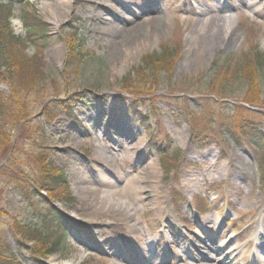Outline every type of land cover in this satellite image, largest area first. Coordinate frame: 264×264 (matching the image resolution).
Segmentation results:
<instances>
[{"label":"rangeland","instance_id":"1","mask_svg":"<svg viewBox=\"0 0 264 264\" xmlns=\"http://www.w3.org/2000/svg\"><path fill=\"white\" fill-rule=\"evenodd\" d=\"M125 1L139 0H7L14 12L8 20L0 19V37L7 44V52L0 53V71L7 77L0 82V94L15 96L22 114L29 115L25 121L45 136L42 145L64 171L72 198L53 202L74 222L65 248L40 261L114 264L124 246L143 254L153 244L154 251L164 249L163 256L158 254L160 264L192 262L187 255L210 245L226 246L229 264H252L253 248L264 242V142L247 144L237 123L251 120L264 131V108L241 103L246 86L237 75L255 50L264 53V0H153L150 10L137 11L142 38L136 42H129L135 33H114L106 24L114 12L131 18ZM218 7L233 10L227 38L219 36ZM90 11L105 19L95 23ZM202 11L205 15L199 16ZM22 16L46 24L44 50L20 44ZM158 17V24L143 23ZM207 19L211 24L203 29L201 21ZM76 37L84 41L83 59L70 63L67 55ZM124 44L129 49L118 55ZM167 46L176 54L168 71L159 66L146 73L151 65L142 63L145 56ZM13 54L20 57L18 63L8 64ZM128 85L136 88L122 92L121 86ZM138 87L149 92L138 95L133 92ZM254 96L264 101V86ZM63 101L70 103L76 122L68 118ZM43 108L55 115L52 121L41 113ZM138 113L146 117L145 124ZM3 122L1 136L11 129L7 118ZM31 123L11 130V143L1 149L2 162L14 152L28 165L35 150L34 139L29 140ZM131 130L135 135L127 143L123 136ZM111 147L118 160L109 158V171L98 154ZM135 155L140 161L133 179L143 182L132 219H113L84 205L81 186L113 178L111 172L130 167ZM147 166L154 173H147ZM25 219L38 221L20 190L3 180L0 234L23 264H35L27 248L17 249L7 226ZM197 228L206 234L203 239L194 233ZM230 235L232 240L225 242ZM131 261L127 264H141Z\"/></svg>","mask_w":264,"mask_h":264},{"label":"trees","instance_id":"2","mask_svg":"<svg viewBox=\"0 0 264 264\" xmlns=\"http://www.w3.org/2000/svg\"><path fill=\"white\" fill-rule=\"evenodd\" d=\"M13 8L10 7L8 2L5 0H0V19L5 17L8 20L12 13ZM22 25L24 28V35L20 38V44L28 46L31 49L35 48L37 51L44 50L46 44L45 32L46 24L42 22L36 16H22ZM10 37L12 34L9 35ZM76 37L73 44L70 45L68 51L67 59H70V63L76 59H83L79 51H83L84 41ZM7 44L3 43L0 37V53L3 55L6 51ZM69 47V46H68ZM175 51L171 48L164 47L160 49L159 52L146 55L143 64H149L146 73H152L151 69H156L157 67H162L163 71H168V65L172 63L173 57H175ZM18 58L14 54L10 57L8 64L18 63ZM6 64V66H8ZM237 79L240 80L246 86V95L240 100L242 104L251 106H260L264 108V101L257 99L258 96H254L255 92H258L261 86H264V53L257 50L253 52L251 56L250 63L248 65H243L240 67ZM7 77L0 71V82H6ZM38 79V78H37ZM235 79V77H234ZM229 86L225 87L227 91ZM122 92L131 91L132 88H136L134 85L121 86ZM148 88V87H147ZM147 88H137L133 90L138 95H143L149 92ZM131 89V90H130ZM13 90V88H12ZM131 94V93H130ZM142 100V99H140ZM63 101L60 102L62 108L68 114V118L72 123L76 122L75 113L72 111L70 103ZM138 100L133 102V107L136 108ZM20 104L15 96L4 97L0 94V127H5V123H1L4 118H7L11 122V129H5V133L1 136L0 133V154L3 146L11 143L10 132L17 125L23 123L24 126L30 124L29 121H25L29 115L22 114V110L19 109ZM41 113L45 116L47 121H52L55 115H50L45 108L42 109ZM139 115V113H138ZM140 119L144 121L145 124L147 119L145 116L139 115ZM238 129L240 130V139H244L250 146L257 145L264 142V131L261 125L247 120L243 123L238 121ZM32 124V123H31ZM238 130V131H239ZM32 137L29 140L34 139L33 146L35 150L33 153L28 155L29 163L28 165L21 164L13 155L2 162L0 158V184L9 182L14 184L17 189L20 190V195L23 200L26 201L28 209L30 210L31 216H34L38 221L29 220H14L8 224V230L14 239V243L17 245V249L25 247L28 252L34 258L35 264H43L40 259L43 256H48L55 252H59L60 249L65 248V238L68 228H74V222L67 219L64 214L61 213L59 209L54 207V201H69L72 200L67 177L64 171L54 164L48 153L46 152V147H43V141L45 136L35 129L32 124L31 127ZM37 143V144H35ZM75 229L79 231L77 225ZM82 231V230H81ZM84 231V229H83ZM33 243V246L26 247V244ZM0 264H23V262L11 251L8 243L4 239L3 234H0Z\"/></svg>","mask_w":264,"mask_h":264},{"label":"bare ground","instance_id":"3","mask_svg":"<svg viewBox=\"0 0 264 264\" xmlns=\"http://www.w3.org/2000/svg\"><path fill=\"white\" fill-rule=\"evenodd\" d=\"M124 7L126 8L125 10L129 13L131 18H127L125 16H120L118 13L114 12V16L111 21L107 22V25H110L112 32H118L119 34H125L127 33L134 34V38H132L129 42H136L137 40L141 39L142 36H138V28H139V23L136 22V19L138 18L137 11H144L145 8H148L154 3L153 0H139L138 2L133 1H125L122 2ZM149 9V8H148ZM220 12L221 7L217 8ZM150 10V9H149ZM147 10V11H149ZM218 11V12H219ZM219 12V13H220ZM149 13V12H148ZM199 16H204L205 12H198ZM92 21L100 22L101 20H104L105 18L101 15L94 14L93 11H90L89 13ZM149 15V14H148ZM153 16H157L158 14L155 13L151 14ZM137 16V17H136ZM233 16L228 18L226 21H224V24H221L220 21L222 18L217 19V29L219 30V36H223L224 38H227L226 36L229 32L230 29V23L233 20ZM201 20V19H200ZM210 21L209 19L201 21V26L203 29L209 28L210 26ZM161 22V18H157L155 20H150V18H146L143 23L146 25H155ZM92 27H94L92 25ZM224 32H227L226 34ZM129 49V46L124 44L123 49H119L116 51L118 55H123L124 51L126 52ZM122 129V128H121ZM127 134V133H125ZM135 135V131H134ZM133 131L131 130L130 134L126 138V136H123L124 139L130 140L131 136L133 137ZM134 144L130 143L129 148H133ZM114 148L111 147L110 151L104 152V153H99L98 156L100 157V160L102 164L105 165V167L110 171L113 170L111 168V160L109 158H112L113 161L118 160L117 157H115V152ZM137 156V157H135ZM134 157H130L131 160H133V164L122 170L121 172L117 173H112L114 175L113 178H105L103 181L98 182V184H85L81 186L79 189V194L81 195L82 199L84 200V205H88L90 209H93V212L96 211V214L100 213H107L109 216H111L113 219H119L123 220L124 222L132 219L134 215H136V210H134V201L139 199V193L142 192V189L140 187V183L143 182L140 181H135L133 179V175L138 172L136 169V164L139 163L140 161V156L135 155ZM139 156V157H138ZM243 160V158H241ZM116 162V161H115ZM105 168V169H106ZM142 169V168H141ZM152 169L150 167H145V171L147 173H151ZM154 173V172H152ZM141 190V191H140ZM85 210L87 209L85 206L83 207ZM133 210V211H132ZM258 236L261 235V231H258ZM196 235L199 236V238L203 239L206 234L203 233L200 228H197V230L194 232ZM137 235V234H136ZM134 234V236L136 237ZM232 240V235L229 236L228 240L225 242H229ZM260 241V240H259ZM165 240L162 241L163 245L165 244ZM126 245V244H125ZM153 244H151V250H145L144 248V253H140L139 250L137 249H129L124 246L125 251L122 250L121 252H117V258L115 257L116 261H114V264H127L130 263V261H139L141 264H160L158 254L159 251H163L164 249L161 248L159 251L152 249ZM162 245V246H163ZM226 246L224 247H216L214 245L207 246L203 251L201 250H196V253L189 254L188 260H192L195 263H202V262H218L222 264H229L231 260V254H229L227 251H225ZM143 251V250H142ZM255 251L256 253V260L252 264H264V244H257L253 248V252ZM130 260V261H129ZM131 261V262H132ZM191 261H182L180 264H195L192 263ZM172 264V263H170ZM232 264V263H231Z\"/></svg>","mask_w":264,"mask_h":264}]
</instances>
